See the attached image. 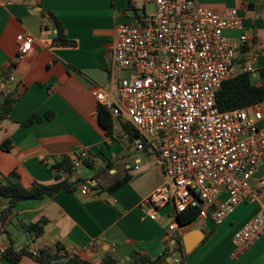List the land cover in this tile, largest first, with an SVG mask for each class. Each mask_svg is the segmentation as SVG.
I'll use <instances>...</instances> for the list:
<instances>
[{"label": "crops", "instance_id": "1", "mask_svg": "<svg viewBox=\"0 0 264 264\" xmlns=\"http://www.w3.org/2000/svg\"><path fill=\"white\" fill-rule=\"evenodd\" d=\"M217 13L234 9L243 30L227 29L223 34L238 39L247 33L250 42L237 57L255 69L249 74L259 86L258 71L264 68V0H196ZM0 3V81L11 69L12 82L1 86L0 103L18 96L4 119H0V177L15 172L23 187L33 182L55 183L48 168L63 158L73 165L80 151H87L83 162L72 173L57 174L72 190L60 189L52 197L19 202L14 214L0 226V248L9 241L14 251L29 253L53 249L55 244L74 250L87 264H118L131 260L137 252L150 259L163 253L180 239L191 235L195 245L184 256L173 252L163 264H264V228L245 247L233 244L232 237L257 212L264 211V155L250 183L258 198L241 203L219 224L197 218L179 225L171 205L155 212L152 220L140 202L163 182L162 171L145 151L136 149L130 126L112 118L107 134L96 118L99 106L94 92L111 95L124 73L113 67L112 44L119 24L145 26L154 6L142 0H10ZM60 29L67 45L55 43ZM28 34L33 44L25 57L16 62L17 35ZM12 65V67H11ZM14 92V93H13ZM256 108L264 129V102ZM36 116L40 120L24 123ZM128 177L113 192L107 188ZM83 186L88 193L82 194ZM226 199L218 195L217 201ZM8 200L0 195V214ZM175 222L173 237L167 226ZM33 224L42 228L35 235ZM184 251V247H183ZM175 260H178L175 262ZM0 264H11L0 253ZM18 264H38L23 256Z\"/></svg>", "mask_w": 264, "mask_h": 264}, {"label": "built area", "instance_id": "2", "mask_svg": "<svg viewBox=\"0 0 264 264\" xmlns=\"http://www.w3.org/2000/svg\"><path fill=\"white\" fill-rule=\"evenodd\" d=\"M142 1L154 6L146 25L119 24L115 29L112 64L124 75L111 95L97 90L94 97L111 118L135 131L133 146L163 173V182L140 202L149 218L154 220L156 210L166 205L176 215L196 208L198 217L207 218L214 206L209 217L219 224L239 204L259 196L250 180L264 155V129L257 125L262 114L256 106L221 111L216 104L223 82L255 72L237 57L250 38L245 32L238 39L223 34L243 30L234 9L217 13L196 0ZM15 43L19 62L33 38L20 34ZM13 80L10 74L7 82ZM86 159L87 151H80L73 168ZM81 193H88V187ZM221 193L226 199L218 202ZM263 228L260 209L232 242L245 247ZM177 230L175 222L167 226L171 237Z\"/></svg>", "mask_w": 264, "mask_h": 264}, {"label": "trees", "instance_id": "3", "mask_svg": "<svg viewBox=\"0 0 264 264\" xmlns=\"http://www.w3.org/2000/svg\"><path fill=\"white\" fill-rule=\"evenodd\" d=\"M55 43L63 46L67 45V41L62 36L60 29L57 30V35L55 36ZM12 67V66H11ZM11 74V69H5L2 72V77L0 81L1 86L6 85L8 82V77ZM261 84L259 86L254 85L251 82L248 73H241L232 79H228L223 82L221 89L216 95L217 108L221 111H227L236 108H246L251 106H257L258 104L264 102V68L258 71ZM14 93V92H13ZM15 92V96L7 95L4 98V102L0 103V119H4L11 109L12 104L15 102L18 94ZM96 118L99 126L107 133L110 134L112 130V118L107 112V110L98 106L96 111ZM40 120L36 116L28 119L24 125H29L33 122ZM132 129V128H131ZM131 135V140L136 137L135 131ZM1 150L8 149L7 141L0 145ZM87 164L86 161H84ZM49 172L53 174L55 183L50 185H43L37 182H33L30 187L25 188L20 182V177L15 173L11 172L5 177H0V195L8 200L7 206L2 210L0 214V226H4L6 221L10 216L14 214V209L16 205L25 200H36L41 199L45 196L52 197L60 189L72 190L70 184L65 180H62L57 174L72 173L74 171L73 165H71L68 159L63 158L59 163L54 164L48 168ZM128 177H124L107 188L108 192H113L119 187H121ZM198 216V210L196 208H187L185 211L177 214V221L179 225H185L193 222ZM34 230L35 235L42 233V228L39 225L33 224L28 226V230ZM173 252L180 253L184 256L183 245L180 239L175 241V244L171 246L170 250H166L161 257L156 259H150L147 256L133 252L131 254V260L125 264H163L166 257L171 256ZM23 256H29L38 264H87L85 261L81 260L76 254L65 249L60 244H55L54 248L42 250L35 254L29 253L26 250L14 251L11 246V241L7 249L3 253V257L8 260L11 264H18L19 260ZM105 264H118L113 259H107L104 261Z\"/></svg>", "mask_w": 264, "mask_h": 264}, {"label": "water", "instance_id": "4", "mask_svg": "<svg viewBox=\"0 0 264 264\" xmlns=\"http://www.w3.org/2000/svg\"><path fill=\"white\" fill-rule=\"evenodd\" d=\"M182 241H183L184 252L187 253L195 245L197 239L192 238L191 235H187L182 238Z\"/></svg>", "mask_w": 264, "mask_h": 264}]
</instances>
